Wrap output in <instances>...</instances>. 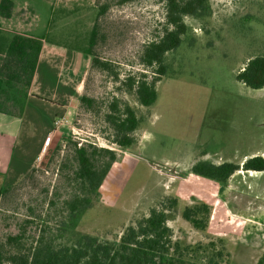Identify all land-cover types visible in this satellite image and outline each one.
Instances as JSON below:
<instances>
[{
	"label": "rangeland",
	"instance_id": "obj_1",
	"mask_svg": "<svg viewBox=\"0 0 264 264\" xmlns=\"http://www.w3.org/2000/svg\"><path fill=\"white\" fill-rule=\"evenodd\" d=\"M14 1L25 5L18 10L24 30L35 28L46 41L76 49L75 74L81 72V57H90L83 94L95 102L89 108L79 100L71 123L56 125L58 134L50 137L46 153L32 168L37 138L13 145L10 157L0 153L5 175L0 243L17 233H24L26 247L41 235L55 246H73L86 237L117 242L127 226L161 201L177 197L168 220L174 239L195 243L224 237L232 264H262L264 225L257 221L264 215V173L242 168L245 159L240 158L264 149V88L248 87L237 74L249 59L264 55V0H209V15L185 16L188 30L166 54L167 71L149 106L126 83L130 75L147 74L148 80L158 75L156 66L143 65L142 55L163 34L165 1ZM94 28L96 42L89 55L80 49L89 47ZM93 57L108 61L110 70L92 64ZM115 100L120 107H133L140 118L135 143L127 148L113 142L114 129L106 120ZM13 103L7 109L19 112ZM34 104L30 112H37ZM76 145L90 151L105 147L117 155L98 195L75 176ZM97 157L100 165L106 160ZM200 160L235 162L240 169L220 188L192 172ZM76 196L92 198L93 205L74 214L70 202ZM201 201L212 207L208 232L182 216L184 206Z\"/></svg>",
	"mask_w": 264,
	"mask_h": 264
},
{
	"label": "trees",
	"instance_id": "obj_2",
	"mask_svg": "<svg viewBox=\"0 0 264 264\" xmlns=\"http://www.w3.org/2000/svg\"><path fill=\"white\" fill-rule=\"evenodd\" d=\"M134 0H120L126 3ZM165 1L167 14L163 34L149 42L142 55V63L146 67L156 66L158 75L148 80L147 74L140 78L129 76L127 85L135 90L138 100L144 106L152 105L158 98L156 83L166 73L165 56L177 48L183 35L188 30L184 20L187 15L202 17L209 15V0H162ZM14 1L0 0V15L10 18L13 15ZM97 30L94 28L90 45L80 50L92 55ZM46 37H34L22 33H11L0 27V112L17 115L22 113L28 92L32 84L43 40ZM92 64L110 70L111 64L98 57L92 58ZM238 80L248 87L260 89L264 87V55L248 60L237 74ZM82 104L93 107L95 100L82 94ZM9 102L17 105L19 112L7 107ZM106 120L114 129L113 142L127 148L135 143L133 132L140 125V118L133 107L126 104L120 107L118 100L111 104V111ZM78 168L75 176L83 182L90 194L98 195L112 165L117 160L115 151L109 148L90 149L86 146L75 148ZM106 158L98 164V155ZM244 169L264 170V157L249 158L243 164ZM240 169L235 162L214 163L200 160L192 167V172L205 178L226 184L230 177ZM1 188V193L4 191ZM177 197H170L153 207L147 216L135 224L127 226L119 240L99 241L86 237L73 246H55L53 242L41 235L34 238L26 247L24 233L9 235L6 243H0V264H232V254L228 249V240L216 237L207 242L185 243L174 239L173 230L168 225L169 210L177 207ZM93 205L92 198L76 196L70 202V210L74 214L83 212ZM212 207L208 202H196L182 209V216L200 231L208 232ZM33 222V221H28ZM7 245H12L9 249ZM263 262V261H262Z\"/></svg>",
	"mask_w": 264,
	"mask_h": 264
},
{
	"label": "crops",
	"instance_id": "obj_3",
	"mask_svg": "<svg viewBox=\"0 0 264 264\" xmlns=\"http://www.w3.org/2000/svg\"><path fill=\"white\" fill-rule=\"evenodd\" d=\"M19 6L14 1L13 15L10 18L3 17L4 20L0 21V27L11 33H22L34 37L45 36L44 34H36L34 32L35 28L24 30V24L20 17L21 13H18V10L21 7H23V10L25 5ZM34 15L38 16L37 13ZM71 48L70 46L66 47L63 44L48 42L44 39L37 69L22 113L12 115L0 112V153L10 157L13 145L17 146L21 144L24 146L29 140L37 138L38 153L30 168L46 153L50 145L49 138H53V136L58 134L56 121H63L66 124L71 123V114L74 108L77 107L83 94L86 76L90 68V57H81V61L83 62L81 72L75 74V70H71V66H74L77 62L74 52L76 49L71 51ZM32 102L36 103L34 107L38 109L37 112L29 111V105ZM262 150L254 151L240 159L246 160L249 157L263 154L264 151L262 153ZM257 172L264 173V171ZM3 173L0 171V186L4 183L5 179ZM24 174L25 172L19 173L15 180ZM209 180L219 183L212 179ZM219 184L221 188L223 185ZM220 188L219 190H221ZM257 222L259 225H264V215H261ZM262 261V264H264V260Z\"/></svg>",
	"mask_w": 264,
	"mask_h": 264
},
{
	"label": "flooded vegetation",
	"instance_id": "obj_4",
	"mask_svg": "<svg viewBox=\"0 0 264 264\" xmlns=\"http://www.w3.org/2000/svg\"><path fill=\"white\" fill-rule=\"evenodd\" d=\"M263 88H264V87H263ZM256 156H263V155H255V156H253V157H256ZM253 157H250V158H253ZM263 157H264V156H263ZM248 159H249V158H247L246 160H248ZM246 160H245V161H246ZM244 163H245V162H244ZM244 163H243V164H244ZM242 168H243V165H242ZM246 170H247V169H246ZM248 170H249V169H248ZM255 171H264V170H255Z\"/></svg>",
	"mask_w": 264,
	"mask_h": 264
},
{
	"label": "built area",
	"instance_id": "obj_5",
	"mask_svg": "<svg viewBox=\"0 0 264 264\" xmlns=\"http://www.w3.org/2000/svg\"><path fill=\"white\" fill-rule=\"evenodd\" d=\"M61 123V121H56V125H59ZM62 124V123H61ZM60 126V125H59ZM51 138H49V140H50ZM198 176H200V175H198Z\"/></svg>",
	"mask_w": 264,
	"mask_h": 264
}]
</instances>
